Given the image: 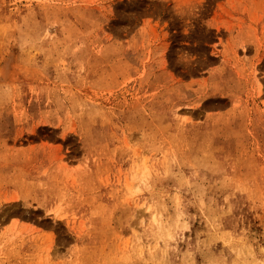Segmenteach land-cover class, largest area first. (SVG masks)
Wrapping results in <instances>:
<instances>
[{
  "label": "rangeland",
  "instance_id": "1",
  "mask_svg": "<svg viewBox=\"0 0 264 264\" xmlns=\"http://www.w3.org/2000/svg\"><path fill=\"white\" fill-rule=\"evenodd\" d=\"M0 264H264V0H0Z\"/></svg>",
  "mask_w": 264,
  "mask_h": 264
}]
</instances>
